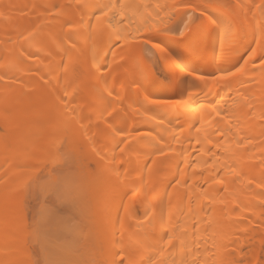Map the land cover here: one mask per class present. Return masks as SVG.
Wrapping results in <instances>:
<instances>
[{
  "label": "bare ground",
  "instance_id": "1",
  "mask_svg": "<svg viewBox=\"0 0 264 264\" xmlns=\"http://www.w3.org/2000/svg\"><path fill=\"white\" fill-rule=\"evenodd\" d=\"M107 1L80 0L77 7V0H0V264H35L36 252L51 256L44 255L46 237L28 230L22 186L39 169L51 172V158L43 155L48 145L60 136L74 145L78 133L97 163L92 172L82 161L90 199L97 209L108 204L111 210L96 217L88 236L97 246L90 254L95 258L85 259L112 264L122 249L137 261L151 256V264H236L246 258L242 249L251 237L247 264H258L264 254V9L258 5L264 0H213L228 7L206 15L230 21L235 39L221 50L213 33L198 56L185 55L178 38L160 30L165 24L178 27L182 13L169 24L140 28L147 42L163 49L155 51L158 66L167 64L168 84L137 55L125 28L138 16L139 0H119L129 7L126 18L118 14L121 23L112 22L111 39L69 29ZM117 32L123 45L108 59L109 68L98 65L91 77L84 68L79 80L81 67L73 56L60 67V52L74 53L89 40L95 43L92 64L107 53ZM177 56L186 72L175 66ZM241 65L225 79H195L219 77L221 70L235 72ZM109 113L113 118L105 120ZM77 115L80 128L71 123Z\"/></svg>",
  "mask_w": 264,
  "mask_h": 264
},
{
  "label": "rangeland",
  "instance_id": "2",
  "mask_svg": "<svg viewBox=\"0 0 264 264\" xmlns=\"http://www.w3.org/2000/svg\"><path fill=\"white\" fill-rule=\"evenodd\" d=\"M108 1L106 4L112 2L110 0H108ZM196 2H198V0H191V3L193 5ZM157 4L168 5V7L165 8L163 11H161L159 13V15H157V12L154 11L155 5H157ZM139 5H140L139 8H141V9L138 10L139 11L138 16L130 17L131 19L129 18V20L125 23V25L127 24L125 26V28H126V30H128L127 31L128 34L129 35L131 34L130 36H132V37H138V39L134 40V43L136 45V48L134 51L137 53V55L142 56L141 58H144L143 60L145 62H147L149 64V66L154 70L157 78H159L164 83H167V84H168V82L171 83L172 78L169 75H167V73H166L167 64L164 63V64L158 66L157 63L160 60L159 59L160 55L155 51V49H153L151 47L152 44L150 42H147V39H146L147 36H146V34L143 33V31H141V29H143L147 25H151V24L156 23V22H159V23L160 22H162V23L166 22L169 24V23L174 21L173 19L179 18V16L181 18V15L183 14L184 16L182 15V17H185V18L183 20L181 19V21H180L181 24L179 22L178 27H176L172 24L175 27V28H173V27H171L172 25H170V27H169L165 24V25H163V27L161 26L162 28H160V30L163 31L164 35H168L170 37H174V38L179 39L177 33L181 29L185 28L186 25L191 23V18L188 15H186V13L190 10H188L185 7L183 8L182 2H180V1H176V2L171 1L170 2L169 0L168 1L167 0H146V1L145 0H139ZM145 5H150L151 7H145ZM173 5H177L178 7L175 10V14L169 16V13L173 11V8H172ZM89 8H90V6H87V9H89ZM87 9L84 8L83 12L85 13L87 11ZM94 10H95L94 12L96 13V15H98L97 10L96 9H94ZM199 11H200V9H197V12H199ZM148 13H151V16H148ZM117 17H118V14H117ZM135 17H136V19H135ZM91 19L94 21L95 15H92ZM180 25H181V27H180ZM137 29H138V32L136 33L135 31ZM139 29H140V31H139ZM165 29H170V31H165ZM81 30H79V31H81ZM106 42L101 41L99 43L105 44ZM88 43L86 41H84L83 45H82L83 47L81 48L79 46V50L74 51V53H72V52L71 53L60 52V56H59L61 68L64 66V64L68 60V58L70 56L71 57L73 56L72 59H75L78 66H80L82 68L81 69V68L77 67L78 68L77 70L80 71L78 73L79 78H80L79 80H81V78H82L80 73H82V75H84L83 74L84 68L86 69V71H85L86 74L88 73L89 76L91 74H93L94 68L98 65L101 66L100 68H109L110 64L108 63V59L111 58L112 54H114V53L117 54L119 51H121L122 45H123L122 40L119 43H117L116 40H112V41H110V43L108 41L107 53L102 57L98 56V60H95L91 64L88 62H89L90 53L92 51L91 48L95 43L94 44L92 42L90 43V40L88 41ZM84 45H85V47H84ZM82 52H84V53H82ZM92 52L95 53V51H92ZM94 53H91V54H94ZM97 53L99 54V51H97ZM115 56H112V58ZM115 64H116L115 62L112 63V66L114 65L113 67H115ZM91 69H93V71H91ZM216 75L219 76V73ZM75 117L76 118H74V116L72 117L71 123L74 122L73 126L74 125L79 126V123L76 122V121H79L77 119L79 116L77 115ZM73 118H74V120H73ZM96 123L99 124L100 127L102 126L101 122H96ZM80 124H81V122H80ZM80 126H79V128H80ZM69 127L71 128L72 126H70V124H69ZM77 128L78 127H75L74 129L78 130ZM77 136L78 137H75L76 143L74 142V145H72L73 142H71L72 144L71 143L68 144L69 141L67 139H69V137L65 138L66 136H63V137L60 136L57 139H55V141L52 142L53 144L51 143L50 146L47 144L48 148L44 151L43 155L49 156L51 159L50 158H48V159H50V160H52L53 157H56V156L61 155V154L65 157H67L66 162H64V163H62L56 167V171L54 172L55 173L54 176L56 178L53 177V179H56L55 181L57 182L58 187L65 193L66 198L62 201H53L51 197L48 198V204L51 207V215L48 218H46V219L42 218L40 213H39L40 209L42 208V206L44 204V200L38 194V192L35 190V188L34 187L29 188L28 192L25 191V193H26V195H24L25 196V202H26L25 206L28 208V209L27 208L26 209H27V212L29 214L28 217L30 219V220L28 219V223L30 222L28 225V230L30 229V231H32V232H33V230H36L34 232V234L36 233L40 237L43 236V238L46 237V238H44L46 240L45 241L46 243L42 242L43 244H46V246H47V248H46V246L43 245L47 249V252H45L46 249H44V252H45L44 255H48V253H49L48 256L51 255L49 258H47L48 256H46L47 259H45V258H43V255H41V253L39 254L36 252L35 253L36 254L35 262H37V263H35V264H63V263H66V264L75 263L76 264V262H77V264H82V263L83 264H85V263L86 264H94V262H96L95 264H100L97 261H94L93 263L91 261H88L89 259L92 260L93 258H95L92 255L90 256V254L93 250L96 251L95 248H97L96 244L94 242L90 241L92 238L89 239V237L92 236V234H90V233H92L91 231L93 230V226H94L96 217H98L103 212H106L109 215H111V210H110V207L108 204H106L105 206H102V208L99 207L97 209L98 206H96L94 202L92 203V201L90 199V193L88 190V182L86 183V180H88V177H86L87 172L84 171L86 166L83 165V163H85V162L87 163V165H88L87 168L89 169V171L93 172L94 170H96V168H97L96 164L97 163H95L96 162V160L94 158L95 153L91 152V150L89 148L88 149L90 151L87 150L85 142L82 141V139H81V137H82L81 133H78ZM82 142H84V143H82ZM84 144H85V147H84ZM86 150H87L88 154H87ZM102 151L105 155H107V153H108L107 151H104V150H102ZM50 160H48V162H50ZM83 160H85V161L82 163ZM44 172L45 171L42 172L43 173L42 175L40 174L41 180L47 179L48 172L47 173H44ZM84 172H86V173H84ZM52 175H53V173H52ZM29 177H27V178L29 179ZM263 202H264V200L262 201V204H264ZM262 207H264V206H262ZM94 208H96L97 210ZM35 212H37L36 215L39 218L36 217ZM30 214H31L32 219L30 218ZM32 214H33V216H32ZM38 214H39V216H38ZM261 215L264 216V214H261ZM263 216H261V217H263ZM250 219L252 220L251 217H250ZM109 222H110V220H107L104 227H107L109 225ZM245 222L243 221V225H244L243 228L244 227L247 228L246 225L244 224ZM255 226H257L256 228H258V224H256ZM33 227H35V229ZM247 230H249V229H247ZM40 233L42 236L40 235ZM82 238L83 239L85 238V240H83ZM44 239L42 241H44ZM87 239H89V240H87ZM249 239H244V241L249 240L250 243L252 241V244H253V242H255L254 239L253 240L251 239V237ZM68 241L70 243H68ZM86 241H88V242H86ZM50 242H52L53 244ZM55 242L57 244V247H56ZM246 242L244 244L245 248L242 249L243 251H245L244 257H246V258H244L243 261L240 258V260L243 263L238 259L239 262L237 261L236 264H247L250 260V259L247 260V258L250 257V255L248 253H250L252 251V245H250V243H248V242L246 243ZM48 244H49L50 248H52V247L54 248V246H55L54 249H51L52 251L56 249V251H54L53 254H50V253H52V251L50 252V248H49ZM73 245H75V247ZM78 245H80V246H78ZM64 247H66L67 250H65ZM82 247L84 248V253L82 252V250H83ZM70 248L74 249V250H72V252H71ZM249 249H251V250H249ZM262 249H264V245H263ZM57 250H59V251H57ZM67 251H68V253H67ZM57 252L59 253L58 255L56 254ZM63 253H64V255L62 256ZM82 253L84 254V257H82ZM94 253L95 252H93V254ZM68 254H70V255H68ZM55 255H57V256H55ZM247 255H249V256H247ZM53 256H55V257H53ZM80 256L82 257V260L84 262H82L81 258H79ZM64 257H66V261L63 260ZM69 257H71V258H69ZM77 257L79 260L77 259ZM85 257L89 258V259L87 260V259H85ZM53 259L54 260L57 259V260L53 261ZM258 264H264V254L263 253L259 256Z\"/></svg>",
  "mask_w": 264,
  "mask_h": 264
},
{
  "label": "snow or ice",
  "instance_id": "3",
  "mask_svg": "<svg viewBox=\"0 0 264 264\" xmlns=\"http://www.w3.org/2000/svg\"><path fill=\"white\" fill-rule=\"evenodd\" d=\"M183 7L190 9L186 13L191 18V23L186 25V27L180 30L177 35L179 37L178 43L183 45V52L187 56H198L200 55L202 48L206 42V39L215 34V40L217 45L223 50L225 46H231L235 39V31L233 25L230 21L222 22L220 19L215 18L211 15H206L210 9L218 10L223 7H228V5L213 3V0H205L204 3H197L193 5L191 0H181ZM80 0H77V7H81ZM86 6V5H85ZM96 10L99 12V15H96L95 12L89 14L88 20H83L79 24L69 23L68 27L72 31H79L84 30L86 32H95L97 36L103 37L105 34L108 35V38L111 39L112 33L109 31L113 27V21L116 23H121L122 21L117 19V14L120 17L126 18L125 9L129 7V5L120 3L119 0H112L110 4H106L103 6H95ZM136 7H139L137 5ZM145 7H151L150 5H145ZM168 5H160L157 4L154 8V11L157 12V15ZM178 6L173 5V11L169 13V16L175 14V10ZM259 8L264 9V4L258 5ZM197 9H200L197 12ZM95 15V22L91 19V16ZM148 16H151V13H148ZM107 21V28L104 27V21ZM165 31H170V29H165ZM69 38L71 35L69 34ZM122 37L119 32L116 33V41L119 43ZM138 39V37H132V40ZM155 37L149 36L148 40H153ZM153 49H159L163 52V49L160 48L159 43L152 44L151 46ZM255 50H253L254 54ZM177 63L175 66L179 68L181 72H186V66L183 65V62L180 60V57H176ZM247 63V61L245 62ZM262 66H264V61L261 62ZM244 65H241L238 68H235V72H229L227 70H221L219 77L217 76H196L195 79L207 82L209 80H216V79H225L226 77L233 76L235 73H239ZM188 75H192V73H187ZM113 90H108L107 95L108 97L112 96ZM60 99H65L61 97ZM153 103H161L159 101H153ZM165 104H175V101H165ZM67 107V105H65ZM75 111V109H73ZM103 115V114H102ZM105 120H110L113 118V114L109 113L107 116H103ZM264 119V117H262ZM117 134L123 138V133L120 130H117ZM67 157L58 155L53 157L50 163L53 165L52 171L48 173L47 179H40V173L43 172V169H39L37 174L29 177L28 180L22 186L24 191H28L29 188H35L38 194L43 198L44 204L40 209L41 217L46 219L51 215V207L48 204V198L51 197L53 201H62L66 198L65 193L58 187L57 182L52 179V173L56 171V167L60 164L66 162ZM47 167V165H46ZM219 182V181H218ZM262 194H264V190H262ZM135 195V192H133ZM264 206V205H262ZM172 237H169V242H171ZM112 264H151V256L147 259H140V260H133L130 259L128 255L124 254V251L121 249V255L119 258H114L112 260ZM163 264V261L160 262Z\"/></svg>",
  "mask_w": 264,
  "mask_h": 264
}]
</instances>
